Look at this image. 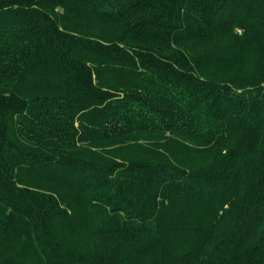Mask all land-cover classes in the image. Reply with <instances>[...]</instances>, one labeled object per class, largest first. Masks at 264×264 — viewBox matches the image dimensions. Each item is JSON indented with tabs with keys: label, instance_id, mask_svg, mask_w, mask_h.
Instances as JSON below:
<instances>
[{
	"label": "trees",
	"instance_id": "1",
	"mask_svg": "<svg viewBox=\"0 0 264 264\" xmlns=\"http://www.w3.org/2000/svg\"><path fill=\"white\" fill-rule=\"evenodd\" d=\"M0 264H264V0H0Z\"/></svg>",
	"mask_w": 264,
	"mask_h": 264
}]
</instances>
